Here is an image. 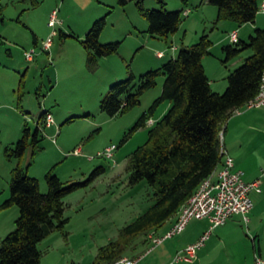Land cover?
<instances>
[{
	"label": "rangeland",
	"instance_id": "374dc122",
	"mask_svg": "<svg viewBox=\"0 0 264 264\" xmlns=\"http://www.w3.org/2000/svg\"><path fill=\"white\" fill-rule=\"evenodd\" d=\"M163 1L168 11L182 9L180 0ZM192 1L198 5L204 0ZM261 2L259 0V4ZM143 6L146 10L161 8L159 0H144ZM209 7L200 15L192 7L191 15L183 14L182 25L183 31L188 30L187 44L195 45L204 33L209 35L213 45L204 57L206 74L212 90L223 94L228 76L253 52L246 49L224 64L222 49L233 45L230 41L233 30H238L241 42L248 43L257 29H264V12L259 11L255 23L239 25L228 20L217 22L218 9ZM55 10L58 23L52 28L49 21ZM105 16L106 26L100 42H121V46L117 53L97 59L96 66L91 68L87 65L91 52L85 50L82 41L92 24ZM148 27L147 19L135 3L120 7L116 0H0V206L9 198L11 172L18 165L24 169L29 167V176L38 179L43 194L48 192L45 175L51 169L63 183L71 184L84 182L95 169L104 168L89 186L64 199L65 218L69 222L64 231L51 233L39 244L42 264H93L100 248L117 240L120 230L154 204V192L149 184L142 181L130 186L126 172L132 154L148 140L150 126L147 123L146 128L134 132L125 144L121 142L139 117L161 96L165 78L159 77L157 85L143 94L141 104L124 114L110 117L100 110L101 100L111 85L126 80L130 72L138 84L141 75L177 57L179 51H174L173 47L181 48L179 38L183 33L177 40L173 35L168 39L152 37L147 32ZM48 40L50 48L46 49ZM159 49L166 51L164 58L157 56ZM31 50H35L34 59L28 61L26 52ZM22 79L25 86L20 103ZM166 105L164 102L159 106L156 117L166 114ZM45 111L52 114L55 123L51 128L42 127L41 142L35 154L31 146L22 160H8L6 147L21 138L25 124L35 130ZM263 116L264 108H243L240 114H234L225 126L226 151H231L232 155L234 149L244 144L243 151L251 155L248 162L255 165L264 147L255 149L264 142ZM111 145L118 147L114 157L116 164L97 157ZM79 148L81 154L76 155L74 152ZM259 208L263 210L260 215H264V204H259ZM253 214L249 216L248 225L240 216H234L241 233L234 228L218 227L212 232L211 240L198 250L193 263L173 264H240L236 252L239 249L245 256L247 250L240 244L236 247L235 242L243 235L252 245L249 234ZM18 216L16 206L0 211V244L15 229ZM172 224L173 219L155 232L162 237ZM206 227V222L192 220L182 234L164 241L147 254L153 246L148 239L149 232L132 240L124 257L143 256L139 264H172L175 254Z\"/></svg>",
	"mask_w": 264,
	"mask_h": 264
},
{
	"label": "trees",
	"instance_id": "16d2710c",
	"mask_svg": "<svg viewBox=\"0 0 264 264\" xmlns=\"http://www.w3.org/2000/svg\"><path fill=\"white\" fill-rule=\"evenodd\" d=\"M144 0H116L126 7L135 3L147 19L148 34L167 38L176 34L183 22V10L168 11L163 0L157 10H146ZM187 6L190 0H180ZM218 9L217 22L228 20L239 25L255 23L259 13V0H207ZM106 26V16L97 19L82 41L86 51L91 52L87 65L96 66L99 58L119 51L121 42L102 44L100 37ZM61 35L67 37L66 34ZM223 47L226 64L246 49L253 54L227 78L228 86L223 94L212 90L203 65V59L212 47L209 35L204 33L195 45L184 46L176 58L162 67L146 72L135 84L132 72L129 77L110 86L100 103L101 112L110 117L124 114L141 104L143 94L157 85L158 78H165L161 96L143 113L135 125L125 134L121 145L132 134L147 127V121L164 102L171 107L148 132V140L130 157L126 172L129 185L146 181L153 189L154 204L144 214L125 226L119 237L99 249L93 264H111L124 257L132 240L157 231L167 221L178 216L187 200L199 185L217 169L222 162L221 138L225 136L226 124L235 111L243 108L258 94L264 71V29H257L249 42L238 40ZM25 86L20 82L19 102H22ZM45 111L35 130L25 124L21 138L6 147L8 160H22L29 147L33 155L42 138L45 126ZM69 122L72 121L68 120ZM41 125V127H40ZM21 165L11 172L9 198L0 206V211L16 206L19 216L15 229L6 235L0 244V264H42L39 244L55 231H64L69 219L65 218L64 199L77 190L89 186L104 168L95 169L84 182L63 183L51 169L45 175L48 187L41 193L40 182L28 174Z\"/></svg>",
	"mask_w": 264,
	"mask_h": 264
},
{
	"label": "built area",
	"instance_id": "2783aa9c",
	"mask_svg": "<svg viewBox=\"0 0 264 264\" xmlns=\"http://www.w3.org/2000/svg\"><path fill=\"white\" fill-rule=\"evenodd\" d=\"M259 10L264 12V0L260 4ZM183 14L184 16H188L189 11H185ZM57 23V11L55 10L51 15L49 26L53 28ZM54 34L55 32H53ZM50 40L46 43V49L50 48ZM238 40V31H233L230 34V41L237 43ZM34 55L35 50L26 52L27 60L32 61ZM160 56H163V54H160ZM243 108H264V71L261 76L258 94ZM243 108L236 110L234 114H240ZM54 123L52 114L48 113L46 115L45 126L49 128ZM153 124L154 122L152 120H148V125ZM117 149L118 147L116 145L108 146L102 152L98 153L97 157L109 159L113 164H116L114 157ZM220 151L222 156L221 167L216 169L210 177L199 185L195 193L180 209L177 219L170 230L162 237L158 236L155 231L149 234L148 239L153 246L148 250L147 254L152 252L154 248L161 245L164 241L182 234L192 220H208L210 228L196 242L178 251L172 262V264L178 262L193 263L197 259L198 250L205 245L215 228L225 225L234 216H240L243 223L248 225L249 216L254 208L251 194L253 192H261V180L257 179L253 182H247L245 180L244 171L237 169L233 157L226 151L223 136L221 138ZM74 153L80 155L81 149H77ZM90 159L92 160L94 158ZM262 176H264V170L262 171ZM142 259L143 256L139 258L122 257L111 264H139ZM255 264H264V259L256 256Z\"/></svg>",
	"mask_w": 264,
	"mask_h": 264
},
{
	"label": "crops",
	"instance_id": "0c3cea01",
	"mask_svg": "<svg viewBox=\"0 0 264 264\" xmlns=\"http://www.w3.org/2000/svg\"><path fill=\"white\" fill-rule=\"evenodd\" d=\"M190 1H189L187 6H183V4L181 3L182 4L181 5L182 9H180V10L184 9L183 10L184 12L185 11H189L188 16L192 14V7L197 9V12L199 13V15L201 14V12L203 13V10H205L206 8H210L209 7L210 4L207 2V0H204L203 2H200L198 5H197V2H194V1L190 2ZM206 10H208V9H206ZM188 16H186V17H188ZM233 31H238V30L236 29V30H233ZM181 32L183 33L182 36H180V38H179L182 41L181 42V48L184 47V46L192 45V44H187L188 43V41H187L188 40V30L186 29V30L183 31V25H181L179 31L176 34L173 35V38H175L174 40H177L176 38H178V35ZM199 36H196V37L199 38ZM168 38L169 37H167L166 39H168ZM181 48H176V47L174 48L173 47V50L177 52ZM157 51H158L157 52V56L159 58H164L165 57V55H166V53H165L166 51L165 50L159 49ZM160 54H163V56H160ZM203 65H204V59H203ZM204 67H205V71L207 73L206 66L204 65ZM210 83H211V81H210ZM165 103H167V105H166L167 107L165 109V112H166L167 109L169 110V108L171 107V103L168 102V101L165 102ZM162 117H163V114L160 117H156V113H155L149 119V120H152L154 122L153 125H149L150 128H152ZM147 123H148V121H147ZM258 145H256L255 149H257L259 147L261 148V146L264 145V142H263V144L260 143ZM225 148H226V144H225ZM244 149H245L244 148V144H240V146L237 149H234L232 151V155L230 154L231 151L228 152V153L233 157L237 169H240V170L244 171V173H245V177L244 178H245V180L247 182H253V181L257 180V179L261 180V187H260L261 188V192L260 193L253 192L251 194L253 202H254V208L252 210V212L254 214H253V221L251 222V231H252L253 234L250 233L249 234V238H250V240L252 242V245H250V243L247 242V239L242 235V237L238 240V242H235V246H236V244H240L243 249L247 250V253H246L245 256H242L241 250H240V252H238L239 249L236 252L237 257H238L237 260H238V262H240V264H255L256 256H259L262 259H264V219H263L264 215H262V214L260 215V212L263 211L262 208L261 209L260 208L257 209V206L259 204H264V176H262V171L264 170V147H263L262 155L260 156V158L258 159V161L256 162L255 165L250 163V162H248V161H251L250 160L251 155L249 153L246 155L245 153L247 151L244 152L243 151ZM240 155L242 156L241 159L239 158ZM244 165H245V167H244ZM220 167H221V164L217 167V169H219ZM40 188H41V185H40ZM257 216L259 217V219H257ZM176 219H177V217L173 218V224L176 221ZM234 219H235V217L230 218L228 220V222L225 225H222V226H223L224 229L227 228V227L234 228V229H236L237 231H239L241 233L240 229L236 226V222H234L235 221ZM199 222H206L207 223L206 229H204V231L201 232L198 235V237L190 240L185 246L196 242L210 228V223H209L208 220H201ZM222 226H219V227H222ZM211 238H209L208 240H211ZM244 240H246V241H244ZM221 242H222L221 238L218 237V243H221Z\"/></svg>",
	"mask_w": 264,
	"mask_h": 264
}]
</instances>
